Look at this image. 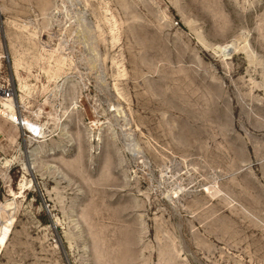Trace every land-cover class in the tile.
Listing matches in <instances>:
<instances>
[{"label":"rangeland","instance_id":"1","mask_svg":"<svg viewBox=\"0 0 264 264\" xmlns=\"http://www.w3.org/2000/svg\"><path fill=\"white\" fill-rule=\"evenodd\" d=\"M8 88L0 264H264V0H0Z\"/></svg>","mask_w":264,"mask_h":264},{"label":"bare ground","instance_id":"2","mask_svg":"<svg viewBox=\"0 0 264 264\" xmlns=\"http://www.w3.org/2000/svg\"><path fill=\"white\" fill-rule=\"evenodd\" d=\"M13 117L24 128H27V129L29 128V129H32V130H36L37 129V127H35L34 124H32L30 121H26V120L20 118L18 115L13 114ZM9 231H10V224H5V225L1 226L0 236L3 237L2 239H4L5 237L8 236Z\"/></svg>","mask_w":264,"mask_h":264},{"label":"built area","instance_id":"3","mask_svg":"<svg viewBox=\"0 0 264 264\" xmlns=\"http://www.w3.org/2000/svg\"><path fill=\"white\" fill-rule=\"evenodd\" d=\"M0 94L2 97H4L7 100H11L13 99V90L12 89H2L0 90ZM35 127H38L37 125H34ZM39 129L37 128L36 131H38Z\"/></svg>","mask_w":264,"mask_h":264},{"label":"water","instance_id":"4","mask_svg":"<svg viewBox=\"0 0 264 264\" xmlns=\"http://www.w3.org/2000/svg\"><path fill=\"white\" fill-rule=\"evenodd\" d=\"M232 51V48L231 47H227L226 49H225V52H227V53H230Z\"/></svg>","mask_w":264,"mask_h":264}]
</instances>
